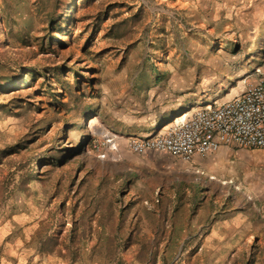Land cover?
Returning <instances> with one entry per match:
<instances>
[{
	"label": "rangeland",
	"instance_id": "374dc122",
	"mask_svg": "<svg viewBox=\"0 0 264 264\" xmlns=\"http://www.w3.org/2000/svg\"><path fill=\"white\" fill-rule=\"evenodd\" d=\"M258 68L264 0H0V264H264L261 150L125 144Z\"/></svg>",
	"mask_w": 264,
	"mask_h": 264
},
{
	"label": "built area",
	"instance_id": "2783aa9c",
	"mask_svg": "<svg viewBox=\"0 0 264 264\" xmlns=\"http://www.w3.org/2000/svg\"><path fill=\"white\" fill-rule=\"evenodd\" d=\"M256 73L259 77L230 99L198 107L187 119L176 122L184 114L180 115L152 135L127 136V148L135 154L167 152L186 162L216 153L223 146L263 149L264 74L261 68ZM106 138L117 150L119 136L106 134Z\"/></svg>",
	"mask_w": 264,
	"mask_h": 264
},
{
	"label": "crops",
	"instance_id": "0c3cea01",
	"mask_svg": "<svg viewBox=\"0 0 264 264\" xmlns=\"http://www.w3.org/2000/svg\"><path fill=\"white\" fill-rule=\"evenodd\" d=\"M264 74V73H263ZM255 79V78H254ZM253 80V79H252ZM244 88V87H243ZM243 88L241 89V91L243 90ZM240 91V92H241ZM238 94V93H237ZM235 96V95H234ZM233 97V96H232ZM232 97H229V98H227V99H230V98H232ZM227 99H225V100H227ZM225 100H223V101H225ZM197 107H193L191 110H189V111H186V112H193V110L194 109H196ZM173 122V121H172ZM231 147H233L234 148V146H223L218 152L219 153H217V154H215V153H213V154H215L214 155V159L215 160H218V161H221V157H222V154H224V153H226L227 152V150H228V148H231ZM245 149H247V148H245ZM251 150H261L260 151V153L259 154H257L256 155V160L254 161V159H253V155L251 156V155H249L250 156V158L248 159V160H246V161H244L243 162V164L244 165H246V166H252L253 164H256V166H257V168H258V172H260V173H262L263 174V180H264V148L263 149H251ZM213 156V155H212ZM204 157H208V155L207 156H204ZM204 157H202V156H196V158L194 159V161L193 162H195L196 164H200V163H198V161H199V159H204ZM262 185H263V188H264V181H263V183H262ZM257 186H258V188L261 186V183L260 182H258L257 183ZM246 194L249 196V197H251V198H253L254 200H255V203H253V204H249L248 205V208H249V210H254L255 209V211L257 210V212H261V217L263 218L264 217V189H257V191H255V192H251L250 190H246ZM202 213H204V211L203 210H197V213L194 215L197 219H202L204 216L202 215ZM204 215H205V213H204ZM259 215V214H258ZM208 218V216L206 217V219Z\"/></svg>",
	"mask_w": 264,
	"mask_h": 264
},
{
	"label": "bare ground",
	"instance_id": "6f19581e",
	"mask_svg": "<svg viewBox=\"0 0 264 264\" xmlns=\"http://www.w3.org/2000/svg\"><path fill=\"white\" fill-rule=\"evenodd\" d=\"M191 114V112L184 113V115L177 122L187 119Z\"/></svg>",
	"mask_w": 264,
	"mask_h": 264
}]
</instances>
